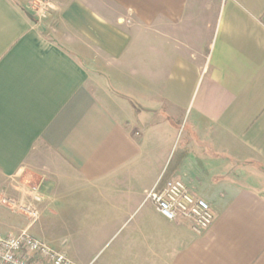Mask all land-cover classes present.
Returning a JSON list of instances; mask_svg holds the SVG:
<instances>
[{
  "label": "crops",
  "instance_id": "0c3cea01",
  "mask_svg": "<svg viewBox=\"0 0 264 264\" xmlns=\"http://www.w3.org/2000/svg\"><path fill=\"white\" fill-rule=\"evenodd\" d=\"M162 178L209 229L157 211ZM67 200L85 258L41 228ZM0 202L75 264H264V0H0Z\"/></svg>",
  "mask_w": 264,
  "mask_h": 264
},
{
  "label": "built area",
  "instance_id": "2783aa9c",
  "mask_svg": "<svg viewBox=\"0 0 264 264\" xmlns=\"http://www.w3.org/2000/svg\"><path fill=\"white\" fill-rule=\"evenodd\" d=\"M148 200L168 221H191L192 230L196 234L209 229L216 218L213 207L178 179H161L149 193ZM4 203L7 204L8 200H4ZM20 208L30 218H36L37 212L30 206ZM0 264L75 263L66 254L22 231L0 236Z\"/></svg>",
  "mask_w": 264,
  "mask_h": 264
},
{
  "label": "rangeland",
  "instance_id": "374dc122",
  "mask_svg": "<svg viewBox=\"0 0 264 264\" xmlns=\"http://www.w3.org/2000/svg\"><path fill=\"white\" fill-rule=\"evenodd\" d=\"M29 15L32 17H40V15H37V11L36 9H34V7L30 8L27 10ZM94 76H98V75H94ZM102 78V77H101ZM102 84L101 86L97 87L95 90L96 94L103 99H107L108 102L113 103L111 98L113 97L114 99H116L117 97H119L120 95L122 96L121 93H119L116 88L112 87L109 81H106V79L102 78ZM111 97V98H110ZM133 118V116H132ZM183 129H181V131L179 132V139L180 136L182 135ZM169 141V140H168ZM163 179V178H162ZM164 180V179H163ZM22 198H18V201L16 199V203L13 199V202H8L7 205H12L11 207H14L15 210L20 211V213H22L23 215L27 216V214H25L22 210H21V206H23L24 204L27 203L26 199L24 198L23 203L19 202ZM9 200V199H8ZM0 205L3 206L0 202ZM15 205V206H14ZM70 205V201L67 200L64 203V206L62 207V210L60 212V215L57 216L56 218H54V221L52 223H43V225L41 223H37L33 229L31 230V233H35L36 231L40 230V224H41V228L45 229V234H46V238L49 239L48 242H50V240L52 239H57L60 242L62 240H66L68 242V244H70L71 246V254L73 255H79L83 258H85V235L84 234H75V233H71V229L69 227V222L71 217L70 216H75V209L70 210L69 206ZM5 208V206H3ZM70 211H73L72 213ZM8 216H0V223H2L3 225H6L4 227V229H6V231H8L6 233H19L22 231V228L26 226L27 224V220L25 219L26 217L24 216H19L20 214L17 215V213L11 212L10 214H7ZM29 217V216H28ZM47 242V243H48ZM52 244V243H51Z\"/></svg>",
  "mask_w": 264,
  "mask_h": 264
},
{
  "label": "trees",
  "instance_id": "16d2710c",
  "mask_svg": "<svg viewBox=\"0 0 264 264\" xmlns=\"http://www.w3.org/2000/svg\"><path fill=\"white\" fill-rule=\"evenodd\" d=\"M181 150H176L172 160H171V163L169 165V168H168V171H172L173 168L176 166V164H178V159H179V153H180Z\"/></svg>",
  "mask_w": 264,
  "mask_h": 264
}]
</instances>
